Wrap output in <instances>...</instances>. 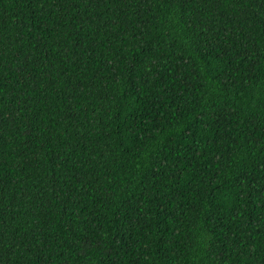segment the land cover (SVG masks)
Segmentation results:
<instances>
[{
  "label": "trees",
  "instance_id": "obj_1",
  "mask_svg": "<svg viewBox=\"0 0 264 264\" xmlns=\"http://www.w3.org/2000/svg\"><path fill=\"white\" fill-rule=\"evenodd\" d=\"M0 264H264V0H0Z\"/></svg>",
  "mask_w": 264,
  "mask_h": 264
}]
</instances>
